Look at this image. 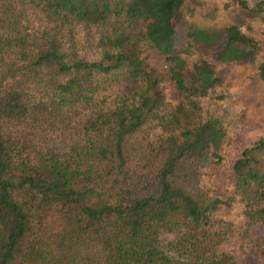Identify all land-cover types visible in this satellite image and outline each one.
I'll list each match as a JSON object with an SVG mask.
<instances>
[{"label": "trees", "instance_id": "trees-1", "mask_svg": "<svg viewBox=\"0 0 264 264\" xmlns=\"http://www.w3.org/2000/svg\"><path fill=\"white\" fill-rule=\"evenodd\" d=\"M186 1L0 0V264H237L199 238L164 248L158 238L174 218L196 230L226 203L200 187L225 130L199 103L218 81L210 63H194L188 84L174 46ZM135 18L149 20L148 45L173 63L181 101L169 111L129 30ZM189 38L220 62L254 61L261 49L234 24ZM119 70L145 91L105 105L99 78ZM150 121L160 129L152 144L142 136ZM263 154L261 137L232 166L236 188L256 183L261 204ZM247 211L264 224V204Z\"/></svg>", "mask_w": 264, "mask_h": 264}, {"label": "rangeland", "instance_id": "rangeland-1", "mask_svg": "<svg viewBox=\"0 0 264 264\" xmlns=\"http://www.w3.org/2000/svg\"><path fill=\"white\" fill-rule=\"evenodd\" d=\"M260 1L264 0H187L179 8L174 46L186 60V82H191L194 63L201 60L210 63L218 81L205 97L199 98V103L203 117L219 119L225 130L218 149L221 161L211 159L204 166L200 187L226 203L209 215L208 224L196 230H190L181 219L171 220L168 227L160 229L158 238L163 248L168 242L182 240L185 244H192L199 238L210 242L207 250L215 256L228 255L237 264H264V224L251 219L247 211L250 207L256 208L264 203L256 199V183H251L243 190L236 188L232 170L243 150L264 137V80L258 74V64L264 61V4L258 7ZM148 22V19L135 18L130 22L129 30L140 35L142 55L148 66L161 76L159 87L169 111L181 101L170 78L173 63L148 45L145 38ZM230 24L237 25L243 33L260 44V54H256L254 61L220 62L215 57V47L189 45V34L194 29H217ZM78 34L81 39L85 36V30L80 29ZM99 82L101 87L97 97L105 105H112L123 95L145 91L142 78L130 77L121 70L100 77ZM159 134L160 129L155 121H150L142 136L152 144ZM61 139L56 142L67 144L66 138ZM261 168L264 170V154L261 155ZM201 241L200 244L203 243ZM174 255L175 258L179 257Z\"/></svg>", "mask_w": 264, "mask_h": 264}]
</instances>
